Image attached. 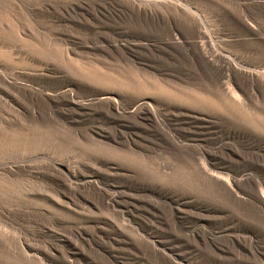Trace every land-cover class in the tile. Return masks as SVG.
Returning a JSON list of instances; mask_svg holds the SVG:
<instances>
[{
    "label": "rangeland",
    "instance_id": "obj_1",
    "mask_svg": "<svg viewBox=\"0 0 264 264\" xmlns=\"http://www.w3.org/2000/svg\"><path fill=\"white\" fill-rule=\"evenodd\" d=\"M233 65L264 83V0H0V264H264Z\"/></svg>",
    "mask_w": 264,
    "mask_h": 264
},
{
    "label": "bare ground",
    "instance_id": "obj_2",
    "mask_svg": "<svg viewBox=\"0 0 264 264\" xmlns=\"http://www.w3.org/2000/svg\"><path fill=\"white\" fill-rule=\"evenodd\" d=\"M196 57H197V61H198L200 67L211 68L216 73L217 69L215 67H213V61H214V60L212 61L213 56H211L209 54V52L207 51V47H206L205 43H202V46L197 47ZM231 69L234 72H237V73L242 75L241 78L243 80V84L237 85V86H232V84L230 85L229 82H227V83L222 82L221 87H222L226 96L235 100L237 97V92H241V91L243 92L244 90L249 91V87H251L252 90L257 91V93L260 95V97L264 101V83H262V81L257 77V74H255V73L253 74L251 72L248 73L246 71H243L241 68H238L235 65L231 66ZM247 81H249V83H247ZM238 100H239V98H238ZM235 101H237V100H235Z\"/></svg>",
    "mask_w": 264,
    "mask_h": 264
}]
</instances>
